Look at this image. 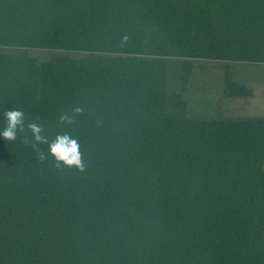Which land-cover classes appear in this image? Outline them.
Listing matches in <instances>:
<instances>
[{
    "label": "trees",
    "instance_id": "obj_1",
    "mask_svg": "<svg viewBox=\"0 0 264 264\" xmlns=\"http://www.w3.org/2000/svg\"><path fill=\"white\" fill-rule=\"evenodd\" d=\"M0 48L83 54L0 53V131L25 114L0 137V264H264V119H190L167 87L169 59L183 91L192 60L264 65V0H0ZM30 122L85 169L40 162Z\"/></svg>",
    "mask_w": 264,
    "mask_h": 264
},
{
    "label": "rangeland",
    "instance_id": "obj_2",
    "mask_svg": "<svg viewBox=\"0 0 264 264\" xmlns=\"http://www.w3.org/2000/svg\"><path fill=\"white\" fill-rule=\"evenodd\" d=\"M21 51H25L27 56L38 62L49 60L56 55L68 56L70 58H80L83 54L72 52H58L48 50H36V49H12V48H0V53L14 54ZM182 60L181 59H169L168 60V81L167 87L170 92L182 93L185 98L186 106H189L187 110V117L190 119L204 120L208 118L206 116V110L208 105L216 103L215 98H219L221 90H223L224 73L228 72L230 75L238 73V71H254L259 69L262 65H252L248 63H235V62H222L211 60H192V72L189 79V84L185 91L182 89ZM248 80V77H245ZM261 82L260 76L258 82ZM258 86V85H257ZM207 96V97H205ZM207 99H205V98ZM259 100L264 101V96H260ZM262 101H259L260 103ZM213 118V117H211ZM210 120V119H209Z\"/></svg>",
    "mask_w": 264,
    "mask_h": 264
},
{
    "label": "clouds",
    "instance_id": "obj_3",
    "mask_svg": "<svg viewBox=\"0 0 264 264\" xmlns=\"http://www.w3.org/2000/svg\"><path fill=\"white\" fill-rule=\"evenodd\" d=\"M82 108L75 107L72 110V115H62L60 120L62 123L69 125L75 122V116L82 113ZM6 127L0 131V137L6 141H15L18 132H23L25 129V114L20 110H9L5 114ZM28 131L32 134L31 147L37 153V158L40 162L45 161L49 156L54 159L55 167L59 169L75 168L79 171L85 169V163L80 151V145L75 138L70 134H58L53 140L49 141L42 135L44 128L37 122L27 124ZM25 143H29L25 138ZM47 144L48 152L40 151L39 145Z\"/></svg>",
    "mask_w": 264,
    "mask_h": 264
},
{
    "label": "crops",
    "instance_id": "obj_4",
    "mask_svg": "<svg viewBox=\"0 0 264 264\" xmlns=\"http://www.w3.org/2000/svg\"><path fill=\"white\" fill-rule=\"evenodd\" d=\"M261 65L262 66L257 70H241L238 71V73L231 75L232 81L234 83L245 87L249 91L250 95L248 97H228L224 90L226 77L224 73L223 90L220 92L221 96L214 99L216 103L212 104L211 106L208 105L206 110L202 111L203 113L207 111L206 116H208V118L204 120L229 122L248 119H264V101L259 100L260 96H264V65ZM259 76L261 82L257 83ZM245 77H248L249 79L246 80ZM259 101L262 102L260 103ZM189 109L190 107L187 106L188 111Z\"/></svg>",
    "mask_w": 264,
    "mask_h": 264
}]
</instances>
